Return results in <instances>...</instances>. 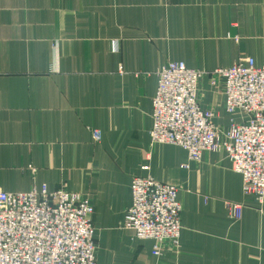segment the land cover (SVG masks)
Listing matches in <instances>:
<instances>
[{"label": "crops", "instance_id": "1", "mask_svg": "<svg viewBox=\"0 0 264 264\" xmlns=\"http://www.w3.org/2000/svg\"><path fill=\"white\" fill-rule=\"evenodd\" d=\"M247 55L264 64V0H0V190L86 195L98 264H264V212L226 153L186 169L184 148L150 135L161 64L201 69L200 104L228 130L215 70ZM147 174L177 185L183 206L181 246L159 257L123 226ZM228 202L244 204L239 220Z\"/></svg>", "mask_w": 264, "mask_h": 264}, {"label": "built area", "instance_id": "2", "mask_svg": "<svg viewBox=\"0 0 264 264\" xmlns=\"http://www.w3.org/2000/svg\"><path fill=\"white\" fill-rule=\"evenodd\" d=\"M56 47V44H53ZM224 84L225 109L232 115L228 130L215 121V112L199 101L204 72L183 60H169L158 68L152 100L151 144H175L188 153L181 164L189 169L205 150H223L235 172L242 175L243 193L264 204V64L247 55L215 70ZM96 142L99 128L90 126ZM148 169L149 166H144ZM132 203L123 226L138 239L154 241L152 254L161 256L166 242L179 250L182 202L179 187L136 175L131 182ZM230 217H242V202H228ZM94 206L78 191L47 183L31 190H0V264H98Z\"/></svg>", "mask_w": 264, "mask_h": 264}]
</instances>
